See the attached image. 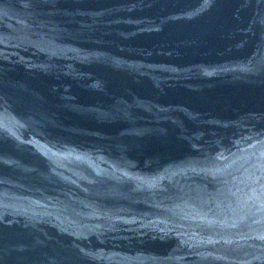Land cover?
<instances>
[{"label": "water", "instance_id": "obj_1", "mask_svg": "<svg viewBox=\"0 0 264 264\" xmlns=\"http://www.w3.org/2000/svg\"><path fill=\"white\" fill-rule=\"evenodd\" d=\"M0 264H264V0H0Z\"/></svg>", "mask_w": 264, "mask_h": 264}]
</instances>
